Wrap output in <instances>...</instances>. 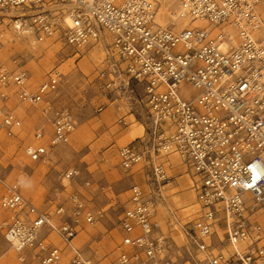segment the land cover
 <instances>
[{
  "label": "built area",
  "instance_id": "obj_1",
  "mask_svg": "<svg viewBox=\"0 0 264 264\" xmlns=\"http://www.w3.org/2000/svg\"><path fill=\"white\" fill-rule=\"evenodd\" d=\"M263 4L0 0V38L11 31L32 44L61 42L75 57L104 51L108 66L99 74L104 94L125 100L134 116L147 111L149 121L143 137L112 144L83 169L65 171L49 191V211L36 206L21 183L0 178L6 213L1 233L22 263L29 252L39 264H95L75 241L87 226L107 218V209H93L69 187L84 171L133 177L141 166L145 181L131 187L119 217L123 237L113 264H178L169 256L173 238L156 220L162 189L171 180L170 159L176 156L196 178L197 207L192 219L181 222V231L197 245L202 263L264 264ZM60 76L53 70L33 90L18 59L10 65L0 58V99L41 106L46 122L24 148L32 163L50 162L75 131L72 112L52 103ZM187 86L198 91L195 98H184ZM26 124L0 106L1 133L17 137ZM119 124L127 126L123 118ZM17 165L29 167L24 159Z\"/></svg>",
  "mask_w": 264,
  "mask_h": 264
},
{
  "label": "rangeland",
  "instance_id": "obj_2",
  "mask_svg": "<svg viewBox=\"0 0 264 264\" xmlns=\"http://www.w3.org/2000/svg\"><path fill=\"white\" fill-rule=\"evenodd\" d=\"M260 11L264 17V4L260 7ZM180 24L183 26L185 23ZM42 44H48V47L33 50L30 41L6 31L5 36L0 38V58L10 65L13 60L18 59L29 73L33 90L57 69L61 73V86L53 95L52 103L56 108L68 109L72 112L75 131L70 144L57 147L50 162L32 163L26 159L24 148L33 143V134L41 126V106L21 105L15 99L7 102L0 99V106H7L15 115L27 122L24 130L17 137H8L0 132V178L8 183H21L24 194L40 209L49 211L51 209L49 191L65 171L71 168L83 169L86 163H92L113 142L123 146L131 140L144 136V126L147 127L149 121L147 111L134 112V116L130 113L125 100L104 94L100 87L102 82L99 81L100 72L108 66L104 51L96 48L75 57L71 49L61 42L49 40ZM58 44L62 45L61 51L64 53L54 49ZM197 95L198 91L192 86H187L183 90L184 98L192 99ZM20 108L27 111L32 109L36 118L31 119L27 115H21L18 112ZM109 112L110 114L107 115ZM122 118L126 120L128 126L119 124ZM141 126L143 133L132 139L134 129ZM20 159L26 160L29 167L24 169L18 167L17 162ZM170 163L171 180L163 187L164 198L159 203L156 220L163 233L173 238L170 258L176 260L178 264H203L201 257L194 250L198 248L197 245L190 238L187 239L181 231V222L184 224L192 219L193 209L197 207L194 190L196 178L178 157H171ZM90 170L92 171L93 168ZM136 171L135 175L138 176L142 171L141 166ZM94 175L97 183L85 171L69 189L74 188L79 191L93 209H107L108 216L96 226H87L75 243L87 257L94 260L95 264H113L116 247L123 237L119 217L131 195L133 179L121 173L117 174L115 178L113 177V183L114 181L116 183L107 186L104 190L99 188L100 174L95 172ZM124 181L127 183H123ZM2 193L3 187L0 184V198ZM112 203L113 207L110 208ZM5 218L6 213L0 205V264H39L29 252L26 253V263L18 259L19 256L1 233V224ZM52 237L56 238L55 233Z\"/></svg>",
  "mask_w": 264,
  "mask_h": 264
},
{
  "label": "crops",
  "instance_id": "obj_3",
  "mask_svg": "<svg viewBox=\"0 0 264 264\" xmlns=\"http://www.w3.org/2000/svg\"><path fill=\"white\" fill-rule=\"evenodd\" d=\"M41 118H42V116H41ZM46 122H45V120L42 118V121H41V126H43L44 124H45ZM129 124L127 123V126H128ZM144 129H145V134L144 135H146V132H147V127H145L144 126ZM130 134H131V132H129ZM143 137V136H142ZM141 138V137H140ZM133 140H131V141H129L128 143H130V142H132ZM127 143V144H128ZM112 144H115V145H117V146H120L118 143H111V144H109L108 146H110V145H112ZM106 149V148H105ZM104 151V150H103ZM102 151V152H103ZM100 155V154H99ZM98 155V156H99ZM97 156V157H98ZM96 157V158H97ZM86 164H90V162L89 163H86ZM84 168V167H83ZM85 172V171H84ZM87 172V171H86ZM88 173V172H87ZM96 173H99L100 174V178L98 179V182L99 183H101V184H99V188L100 187H102V186H110V185H112L113 186V184L114 183H116V181H114V183H113V177L115 178V175H117V174H120V172L119 171H117V172H113V173H108V172H106V171H98V172H96ZM95 174V173H94ZM90 175L91 176V178H92V180L94 181V182H96V180H97V178L95 177V175ZM137 177H139V179H137ZM130 178H132L133 179V185H135V184H142L144 181H145V174H144V172H139V174H138V176H136V175H134L133 177H130ZM91 183V182H90ZM97 183V182H96ZM123 183H127V181H124ZM87 185H89V184H87ZM95 185H97V184H95ZM132 185V186H133ZM90 186V185H89ZM131 186V187H132ZM163 190V189H162ZM82 195V194H81ZM83 196V195H82ZM163 196H164V192H163ZM84 197V196H83Z\"/></svg>",
  "mask_w": 264,
  "mask_h": 264
},
{
  "label": "bare ground",
  "instance_id": "obj_4",
  "mask_svg": "<svg viewBox=\"0 0 264 264\" xmlns=\"http://www.w3.org/2000/svg\"><path fill=\"white\" fill-rule=\"evenodd\" d=\"M18 45L22 46L21 43H18ZM31 46H32L31 48L33 50H37V49H41V48H47L48 47V44L46 45V44H42V43H36V44H32ZM54 49L57 52H63V51H61L62 45H59L58 44V45H56L54 47ZM91 60H94V59H91ZM18 112L21 115H27V116H29L31 119H35L36 118L35 111H33L32 109H30L29 111H27L26 109L20 108V109H18ZM109 114H110V112L107 115H109ZM141 133H143V127L142 126L141 127H137V128L134 129L131 138L132 139H135V138L139 137ZM193 198H195V197H193Z\"/></svg>",
  "mask_w": 264,
  "mask_h": 264
}]
</instances>
